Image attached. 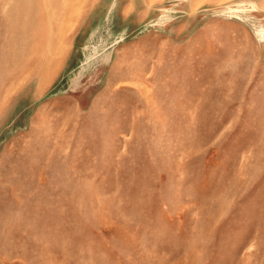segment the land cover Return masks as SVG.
Listing matches in <instances>:
<instances>
[{
	"label": "rangeland",
	"instance_id": "1",
	"mask_svg": "<svg viewBox=\"0 0 264 264\" xmlns=\"http://www.w3.org/2000/svg\"><path fill=\"white\" fill-rule=\"evenodd\" d=\"M0 264H264V0H0Z\"/></svg>",
	"mask_w": 264,
	"mask_h": 264
}]
</instances>
